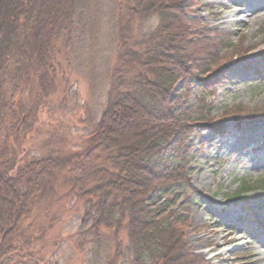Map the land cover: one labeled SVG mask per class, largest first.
Wrapping results in <instances>:
<instances>
[{
  "label": "trees",
  "instance_id": "obj_1",
  "mask_svg": "<svg viewBox=\"0 0 264 264\" xmlns=\"http://www.w3.org/2000/svg\"><path fill=\"white\" fill-rule=\"evenodd\" d=\"M85 1L0 0V264H23L15 260L16 242L23 238L22 247L29 248L32 230L23 223L44 197L82 204L79 233L92 239V256L103 264H198L177 229L185 217L172 212L159 218L147 206L166 194L178 195L183 199L179 208L188 213L195 199L189 141L200 128H212L213 109L206 98L192 103L171 97L178 83L200 90L209 84L208 77L198 80L195 72L207 54L203 40L189 46L170 14L175 0H110L114 6L107 16L117 22L116 64L84 149L14 162V145L42 95H49L54 80L59 89L62 52L68 66L86 52L84 32H75L92 19ZM30 86L39 89V97L23 103L20 94ZM121 121L126 127L119 134L113 127ZM109 138L119 143L111 145ZM57 181L64 186L61 196ZM245 192L233 200L242 201ZM37 264L45 263L38 259Z\"/></svg>",
  "mask_w": 264,
  "mask_h": 264
},
{
  "label": "rangeland",
  "instance_id": "obj_2",
  "mask_svg": "<svg viewBox=\"0 0 264 264\" xmlns=\"http://www.w3.org/2000/svg\"><path fill=\"white\" fill-rule=\"evenodd\" d=\"M242 1L253 0H175L170 11L180 33L185 31L189 46L196 48L199 45L193 42L203 40L207 54L199 64L201 71L195 72L198 80H209L202 90L196 85L184 89L178 83L171 97L184 96L192 103L206 98L213 109L209 116L212 128H200L189 141V179L195 199L188 213L179 208L183 199L178 195L166 194L147 206L159 218L172 212L185 217L177 229L188 250L199 257L198 264H249L252 254L259 252L262 258L256 264H264V6L243 16ZM85 3L92 19L75 32H84L81 43L86 52L70 59V66L63 52L57 60L59 89L54 80L52 91L42 95L23 127L22 144L14 145L17 164L49 153L81 152L99 120L105 105L102 91L116 64L117 22L107 16L114 6L110 0ZM245 21L249 24L243 26ZM244 46L252 48L246 55L241 54ZM38 91L30 86L20 99L31 104L39 97ZM54 186L59 196L64 194L62 182ZM244 188L248 193L242 201H234L232 196ZM81 210L82 204L73 198L53 203L42 198L23 223L25 228L31 226L30 246L23 248L25 239H18L15 260L23 264H37L38 259L45 264H103L92 256V239L79 233ZM120 241L122 248L127 245L125 237Z\"/></svg>",
  "mask_w": 264,
  "mask_h": 264
},
{
  "label": "bare ground",
  "instance_id": "obj_3",
  "mask_svg": "<svg viewBox=\"0 0 264 264\" xmlns=\"http://www.w3.org/2000/svg\"><path fill=\"white\" fill-rule=\"evenodd\" d=\"M241 4H243V7L241 8L240 13H242L241 15L245 16V15H247V13H249V12H251V11L257 9V7H259L260 5H263V6H264V0H261V2H260L259 0H253V1H242ZM244 18H245V17H244ZM247 24H249V21H247V22L245 21V23H243V26H246ZM250 50H252L251 47H248V46H247V48H246V47L244 46V47H242V49H241V54L246 55L247 52L250 51ZM263 50H264V48H263ZM181 52H182V51L179 50L177 55L181 56ZM125 123H126V122H124V121H121V122L117 123V124L115 125V127H113V128H114L113 130H114L115 132H120L121 128L126 127V124H125ZM121 133H122V132H120L119 134H121ZM125 136H127V135H125V134L122 135V137H125ZM108 142H109L111 145H116V144L119 143V142L116 141L115 139L113 140V139H111V138L108 139ZM206 241H207V240H206ZM247 245H248V247L250 248L251 243H247ZM252 255L254 256V259H252V261H250L249 264H256V262L262 258V254H261V252L256 253V255H254V254H252Z\"/></svg>",
  "mask_w": 264,
  "mask_h": 264
}]
</instances>
